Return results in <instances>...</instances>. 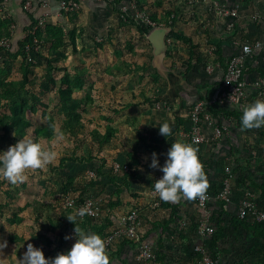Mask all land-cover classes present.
<instances>
[{
  "label": "rangeland",
  "instance_id": "374dc122",
  "mask_svg": "<svg viewBox=\"0 0 264 264\" xmlns=\"http://www.w3.org/2000/svg\"><path fill=\"white\" fill-rule=\"evenodd\" d=\"M62 1L0 0V152L24 137L52 143V125L64 136L55 145L54 164L30 171L22 184L0 178V243L7 242L0 264H18L29 243L46 259L69 251L78 239L69 235L75 228L67 219L70 196L97 200L101 215L88 220L95 232L109 210L118 213L146 200L155 174L162 172L150 167L152 153L162 167L171 144L185 133L189 107L204 98L211 82H219L216 68L225 66L230 54L222 42L242 30L240 23L264 26V0H80L70 11L61 8ZM222 8L236 9V17L222 15ZM135 13L148 16L155 27ZM158 28H168L161 63L149 38ZM28 36L39 42L29 54L21 47ZM255 69L264 74L257 65L247 73ZM164 121L172 128L169 137L159 134ZM229 128L222 139L205 131L203 158L212 167L211 177L218 178L223 166L236 159V183L250 185L258 196L256 186L264 185V127L244 133ZM134 154L133 168L141 177H113L109 163L131 160ZM89 170L95 179L87 177ZM249 178L254 184H248ZM212 207L218 210L220 204ZM183 208L190 211L193 201ZM193 229L194 221L182 231L173 224L162 235L154 227L148 234L163 240L174 259L170 264H195ZM220 248L222 264H264V241L249 228L230 226ZM135 253L134 245L126 246L111 264H162L157 257L139 262Z\"/></svg>",
  "mask_w": 264,
  "mask_h": 264
},
{
  "label": "built area",
  "instance_id": "2783aa9c",
  "mask_svg": "<svg viewBox=\"0 0 264 264\" xmlns=\"http://www.w3.org/2000/svg\"><path fill=\"white\" fill-rule=\"evenodd\" d=\"M29 3H27V6ZM78 4H80V0H65L61 2V8L70 11L76 9ZM220 12L222 15H227L231 18L237 15V10L233 8H222ZM134 17L140 18V21L149 27H155L148 16H144L142 13H135ZM234 44L237 45V48L227 59L225 69L220 78V84H215L210 93H206L203 99L192 104L184 118L185 133L180 141L194 143V146L199 148V158L204 168L205 160L202 147L207 142L205 135L207 128L211 130L214 139H222L226 134H229V127L231 126L242 133L251 131L241 130L234 117L224 118L221 113L216 114L219 119L214 121V112L225 109L242 114L244 105L257 100H254L253 94L257 93L260 99H264V74L254 71V78L251 79L250 74L247 73L249 68H254L256 65L259 68H264V36L251 39H243L241 37L239 40L235 39ZM245 45L251 47L250 53L245 52ZM38 47V39L32 36L31 42L25 44L23 49L29 54L32 48L37 50ZM28 59L29 61L32 60L29 56ZM208 70L210 71L211 69L208 68ZM254 137L256 138V136ZM253 159L256 160V157L253 156ZM235 161L236 159H233L228 164H225L222 168V174L216 179L215 176L211 177L212 167L208 169L210 187L217 186V191L212 193L208 190L206 200L198 199L193 201V208L190 211L183 208L189 201L187 199H181L178 203H166L159 199L158 194L154 191V182L162 178L163 172L155 174L146 200L140 199L138 202H131L130 205L118 213L116 211L113 212L112 209L107 214L104 213L112 222L103 238L106 241L107 250L117 251L118 246L125 242L124 249L126 246H135V257L139 262L156 260L155 251L158 240L156 241L152 236L149 237L148 233L152 232L151 222H155L156 219H168L171 213L169 204H178L181 216L173 223L176 225L177 230L186 229L194 221L191 238L193 240L192 251L196 254L195 264H217V258L211 255L208 248V241L216 231L215 223L212 219V214L215 211L212 207L214 202L219 204L223 202L224 208L239 219L264 225V203L260 204L258 202L250 185L247 187L245 183H236V170L233 167L234 163L236 167ZM109 169L112 176L117 179L123 178L134 170L132 160L126 159L112 161L109 163ZM86 175L88 178L95 179V172L92 170L87 171ZM248 181L250 182L248 184H254L250 180ZM237 184H239V188L235 190ZM66 203L71 213L85 205L89 208L90 214L85 215L82 219L78 217L77 221L79 222L84 221L86 218L97 219L101 215L99 204L92 197H84L82 201H79L70 196ZM159 233L162 235L161 229ZM69 235H74V230L69 229ZM144 235L148 237H144Z\"/></svg>",
  "mask_w": 264,
  "mask_h": 264
},
{
  "label": "clouds",
  "instance_id": "9594fccd",
  "mask_svg": "<svg viewBox=\"0 0 264 264\" xmlns=\"http://www.w3.org/2000/svg\"><path fill=\"white\" fill-rule=\"evenodd\" d=\"M245 52L250 53L251 47L245 45ZM238 102V101H237ZM241 130L259 129L264 127V99L244 105L242 109ZM54 140L50 144L21 138L6 151L0 152V178L12 185L26 182L28 173L44 170L58 159L55 145L64 139L63 133H56L55 125L51 126ZM159 134L164 137L172 135L168 121L159 127ZM150 167L160 168L163 176L154 182V191L159 199L166 203H178L181 199L189 201L206 200L210 182L199 158V148L194 143L176 141L167 152V159L160 167L157 154L152 153ZM90 214L85 205L67 215L68 221L75 225L74 233L78 237L71 249L61 252L52 259H46L40 248L29 243L18 264H111L106 241L96 233L85 232L77 225V218ZM71 237L65 236V239ZM7 247V242L0 243V249ZM2 255V253H0Z\"/></svg>",
  "mask_w": 264,
  "mask_h": 264
},
{
  "label": "trees",
  "instance_id": "16d2710c",
  "mask_svg": "<svg viewBox=\"0 0 264 264\" xmlns=\"http://www.w3.org/2000/svg\"><path fill=\"white\" fill-rule=\"evenodd\" d=\"M171 34L174 35L176 38H180V39L182 38V39L186 40V38H184L182 34H178V33H171ZM31 39H32V36H28L24 40V42H22L21 47L24 48V45L27 43H30ZM187 41H189V40L187 39ZM224 69H225V67H224ZM260 69H264V68L260 67ZM216 84H220V80H219V82H216ZM208 88H210L209 89V92H210L213 88V85H212V87L208 86ZM214 113L215 114L221 113L224 118H228L229 116L234 117L237 120L238 126L242 128V124H241L242 114L241 113H239L237 111H229V110H225V109H221V110L214 112ZM134 156H135V154L131 158L133 163L136 162V160L133 159ZM209 168H211V166L208 165L207 162L205 161L204 170L207 174V178L209 176V172H208ZM139 175H140V173H138L137 169H135L132 172L126 174L125 176H127V178L128 177L129 178L130 177L136 178V177H139ZM140 177H141V175H140ZM249 180L253 183L251 178H249ZM262 183H264V181ZM260 187H261V189H263L262 191L264 192V185L260 184ZM208 190L212 193H216L217 186L209 187ZM263 192L261 193V197H260L261 200H262V198H264ZM169 206L171 207V213H170L169 218L168 219L163 218L161 220L156 219L155 222L154 221L151 222V225H152V227H154V229L160 228L162 231H165V229L169 230L171 225H173V223H175L177 221V219L180 218L181 210H180L178 204H174V205L169 204ZM228 213L229 212L224 208V203L221 202L220 208L218 210H215L212 214V219H213V222L215 223L216 231L211 235V237L208 241V248L211 252V255L214 258H217V264H222L220 259L218 258L219 254L221 252L220 242L223 238H225L226 232L230 226H231V228H234V227H236V228H238V227L249 228L253 231L255 236H257L258 238H260L264 241V225L263 224H257V223L246 221L244 219H239L234 214H230V213H229L230 214V216H229ZM227 216H229V218H230L229 221H227V218H226ZM97 219L86 218L82 222H79V221H77V222L79 224H84L85 228H88L89 227L88 220L89 221H97ZM105 219H106V221H104L105 223H102L103 225L101 227L98 226L100 228L94 227V229L97 230L96 232L93 231L92 228L90 229V227H89L88 231L92 232V233L99 234L102 238H104V236L107 234L109 226L112 225V222L108 216H106ZM103 230H104V232H103ZM125 245H126L125 242H123L118 246L117 251H108L111 262L114 258L119 257L121 255V252L123 251ZM155 254H156L157 259L160 260V262L162 264H165V263L170 264V263L174 262L173 261L174 259L166 252L162 239H159V241H158V245H157V249L155 251Z\"/></svg>",
  "mask_w": 264,
  "mask_h": 264
},
{
  "label": "crops",
  "instance_id": "0c3cea01",
  "mask_svg": "<svg viewBox=\"0 0 264 264\" xmlns=\"http://www.w3.org/2000/svg\"><path fill=\"white\" fill-rule=\"evenodd\" d=\"M249 22L245 23L246 24L245 26H243V24L240 23V28H242V30L239 29L237 31V35L234 34L232 39H230L228 42H222V43H224V46H225L224 47L225 48L224 49V53H226V52L229 53L230 52V54H231V52H234L233 51V44H234L235 39L239 40V38H241V37L243 38V36H244V39L245 38H247V39L258 38V37L264 36V29H261V27L264 28V26L262 24L261 25H258V24L256 25L254 22H250V23ZM241 33H243V34L240 36ZM230 54H228V55L230 56ZM228 55H226L227 59L229 57ZM227 59H226V63H227ZM226 63H225V66H226ZM224 67L220 66V67L216 68L215 72L218 73V76H219L218 79H220L222 77V73H223ZM257 70L258 69H255L256 72H257ZM250 78H254V73L250 74ZM218 79H216V81ZM213 83L214 82H211V85H213ZM263 158H264V156H263ZM256 187H257V192L259 191V195H260L262 193V189H261L260 186H256ZM257 192H256V194L258 195ZM259 195L256 196L257 200H258V202L260 204H263L264 198H262V200H261Z\"/></svg>",
  "mask_w": 264,
  "mask_h": 264
},
{
  "label": "water",
  "instance_id": "95a60500",
  "mask_svg": "<svg viewBox=\"0 0 264 264\" xmlns=\"http://www.w3.org/2000/svg\"><path fill=\"white\" fill-rule=\"evenodd\" d=\"M168 31V28L154 29L149 35L150 41L153 46V54L155 61L161 63L162 58L165 55V41L164 35Z\"/></svg>",
  "mask_w": 264,
  "mask_h": 264
}]
</instances>
